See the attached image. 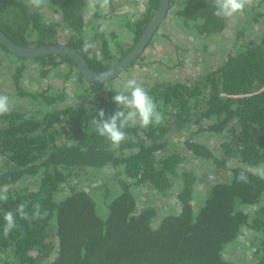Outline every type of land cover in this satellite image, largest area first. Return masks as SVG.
Returning <instances> with one entry per match:
<instances>
[{
	"label": "trees",
	"instance_id": "16d2710c",
	"mask_svg": "<svg viewBox=\"0 0 264 264\" xmlns=\"http://www.w3.org/2000/svg\"><path fill=\"white\" fill-rule=\"evenodd\" d=\"M175 1L170 0V5ZM177 1L174 13L192 34L216 36L228 27L229 17L214 14V0ZM88 3L49 0L71 30L66 43L86 58L92 70L103 71L133 46L125 49L119 42L113 50L110 41L115 32L107 36L103 23L86 38ZM146 6L128 25L135 44L154 18L160 0H147ZM263 16L257 12L253 18ZM0 29L20 46L54 43L58 32L56 22L29 12L25 0H0ZM85 42L93 45L87 52L83 50ZM0 47L20 59L13 79L22 96L41 98L50 105L65 98L63 91L25 90L20 82L27 69L26 58L1 43ZM241 47L230 51L219 67L210 66L191 80L145 83L163 115L162 123L127 128V139L116 149L98 135L90 121L97 117V109H103L106 118L115 113L118 106L113 96L121 91H105L104 84L87 82L67 55L30 58L39 62L41 78L60 62H68L77 71L78 82L87 84L94 97L90 103L55 110L39 109L30 114L10 110L0 115V190L8 196L0 201V264H239L225 258L224 250L247 225L261 235L252 264H264V178L257 171L264 165V36ZM138 63L137 58L129 67ZM175 129L193 130L184 140L187 150L194 158L214 162L219 159L212 149L194 136L228 131L224 152L240 161L230 169L229 180L209 186L198 207L194 203L197 172L185 168L187 155L169 149L168 137ZM93 168L104 172L100 186L108 201L105 216L98 212L90 188L79 187L84 173ZM241 171H245L247 183L237 181ZM175 178L179 188L174 195L180 210L165 214L155 225L157 209L147 206L138 210L132 188L149 184L165 194ZM25 180L29 183L20 186ZM88 187L94 190L98 186ZM24 202H28L30 217L33 203L38 202L41 218L23 220L17 214V227L5 238L3 212L15 213ZM246 205L258 206L255 216L242 208Z\"/></svg>",
	"mask_w": 264,
	"mask_h": 264
},
{
	"label": "rangeland",
	"instance_id": "374dc122",
	"mask_svg": "<svg viewBox=\"0 0 264 264\" xmlns=\"http://www.w3.org/2000/svg\"><path fill=\"white\" fill-rule=\"evenodd\" d=\"M25 1L29 12L40 14L45 17L47 22L52 20L56 22L58 32L55 42L66 43L71 36V30L64 25L61 15L50 6L49 0L39 9L32 7L27 0ZM146 1L109 0V5L106 8L97 5L96 11L91 14L88 6L84 36L91 37L97 31L99 23H103V30L107 36L110 32H115L116 37L110 41L113 50L116 51L119 42H122L125 49L134 46L135 43L128 25L133 24L145 12ZM177 3L176 0L170 5L165 20L160 24L148 46L138 58L140 63L127 68L116 79L104 84L102 90L113 88L124 91V84L131 78H134L145 89V83L191 80L203 74L210 66L219 67L230 51L240 50L241 46H245L251 41L258 42L264 36V16L258 20L253 18L257 12L264 14V0H249L246 10L229 17L228 27L224 32L209 37L192 34L191 29L183 27L174 13L177 6L179 7ZM95 46L100 47L98 41ZM19 60L0 47V95L9 97L11 111L30 114V112L39 109L55 110L67 105H75L78 102H92L94 94L88 92L89 86L78 82L77 71L65 61L60 62L56 68L52 69L47 77L41 78L39 62L26 58L24 62L27 69L20 82V86L27 91L47 90L49 94L63 91L65 95L63 100L50 105L41 98L33 99L31 96H22L15 87L13 79V72ZM85 87L88 89L84 91ZM192 133H194L193 130L175 129L170 132L168 140L170 150L187 155L185 168H193L197 172L198 182L194 203L198 207L207 194L209 186L217 181L229 180L230 169L240 165V161L224 152L223 143L230 139L228 131L196 133L194 136L196 140L205 143L212 149L219 162H214L212 159L194 158L184 145V140ZM257 171L260 173L264 171V165H261ZM103 173L94 168L88 174L84 173L79 187L90 188L97 202L98 212L105 216L108 201L106 196H102L103 188L100 186ZM28 183L29 180H25L19 185L25 186ZM91 185L98 187L93 190L92 187H88ZM178 188L179 182L175 178L173 187L165 194L158 193L149 184L134 185L132 191L138 200V210L147 206H154L157 209L158 215L155 219V225H157L165 214L180 210V204L174 195ZM62 195L63 193L58 195V198ZM242 208L255 216L258 206L246 205ZM260 237V233L253 228L250 229L249 225L243 227L240 236L225 247V258L239 264H252L256 260L255 250Z\"/></svg>",
	"mask_w": 264,
	"mask_h": 264
},
{
	"label": "clouds",
	"instance_id": "9594fccd",
	"mask_svg": "<svg viewBox=\"0 0 264 264\" xmlns=\"http://www.w3.org/2000/svg\"><path fill=\"white\" fill-rule=\"evenodd\" d=\"M34 8L39 9L46 5L47 0H27ZM249 0H214L215 15L217 17H232L242 13L246 8ZM99 5L101 8H106L109 5V0H89L88 6L90 14L96 11ZM93 45L85 42L83 50L87 52ZM114 103L118 106V110L111 116L106 118L103 109H97V117L91 119L90 126H94L99 136L106 138L113 149L119 148L120 144L127 139L129 127H135L139 124L142 128H147L150 125H159L162 123L163 115L158 110L157 104L153 97L143 86L137 83L134 78L128 79L124 84V91L118 92L113 96ZM11 110L10 99L7 95H0V115H5ZM261 178H264V171L261 172ZM238 182L247 183L248 177L245 171H241L237 177ZM8 196L3 190H0V201H6ZM28 202L21 203L17 206L16 212L4 211L3 219L5 221L3 233L5 238L10 232L17 227L16 215L23 220L31 218H41V205L33 203V216L30 217L26 211ZM46 215V213H44Z\"/></svg>",
	"mask_w": 264,
	"mask_h": 264
},
{
	"label": "water",
	"instance_id": "95a60500",
	"mask_svg": "<svg viewBox=\"0 0 264 264\" xmlns=\"http://www.w3.org/2000/svg\"><path fill=\"white\" fill-rule=\"evenodd\" d=\"M169 9L170 0H160V6L154 18L149 22L133 48L125 55L124 58L103 71L92 70L86 58L75 47H72L67 43L54 42L43 45L20 46L16 45L13 40H11L1 29L0 43L8 47L11 52L25 58H36L40 55L47 54L54 56L67 55L75 61L87 82L92 84H107L108 82L116 79L137 58L141 56L160 24L165 20Z\"/></svg>",
	"mask_w": 264,
	"mask_h": 264
}]
</instances>
